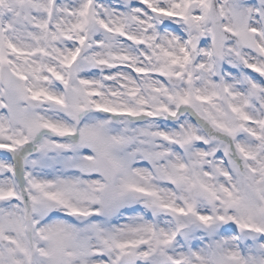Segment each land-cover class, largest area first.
<instances>
[{
  "label": "snow or ice",
  "instance_id": "1",
  "mask_svg": "<svg viewBox=\"0 0 264 264\" xmlns=\"http://www.w3.org/2000/svg\"><path fill=\"white\" fill-rule=\"evenodd\" d=\"M0 264H264V0H0Z\"/></svg>",
  "mask_w": 264,
  "mask_h": 264
}]
</instances>
